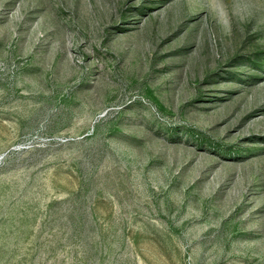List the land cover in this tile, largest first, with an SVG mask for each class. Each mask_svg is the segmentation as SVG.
<instances>
[{
	"label": "rangeland",
	"instance_id": "obj_1",
	"mask_svg": "<svg viewBox=\"0 0 264 264\" xmlns=\"http://www.w3.org/2000/svg\"><path fill=\"white\" fill-rule=\"evenodd\" d=\"M0 264H264V0H0Z\"/></svg>",
	"mask_w": 264,
	"mask_h": 264
}]
</instances>
